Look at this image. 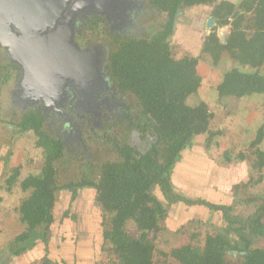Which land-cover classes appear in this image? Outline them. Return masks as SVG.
<instances>
[{
	"label": "trees",
	"instance_id": "obj_1",
	"mask_svg": "<svg viewBox=\"0 0 264 264\" xmlns=\"http://www.w3.org/2000/svg\"><path fill=\"white\" fill-rule=\"evenodd\" d=\"M148 3L164 14L160 29L150 35L141 38L121 36L110 30L103 16L96 13L85 18L83 25L91 34L109 36L115 43V50L106 60V70L118 89L131 91L138 99L146 121L133 122L129 115L127 118L141 139H147V134L151 136L149 144L142 150L130 143L121 144L110 134L101 136L113 144L121 159L97 164L99 172L93 178L59 183L54 161L63 155L64 142L60 136L43 130L40 107L27 108L16 125L19 132L32 131L35 134V144L42 149L44 163L38 174H30L20 182L22 191L30 193L18 208L26 227L16 239L22 240L40 227L46 229L53 222L58 190L68 189L74 197L78 188L91 186L102 211L103 248L107 250L108 264H154L157 231L167 216L168 206L176 202L206 207L219 216L212 224L221 220L225 227L207 233L202 245L187 243L165 255L171 256L178 264H229L225 252L237 248L241 251V264H264V246L239 248L228 238L235 226L264 238V195L244 193L240 196L239 192L234 193V201L256 203L254 210L245 215L237 213L233 203L212 202L175 190L172 173L183 150L192 144V138L208 133L206 142L209 144L214 133L221 131L211 130L213 113L204 101L197 104L187 101L202 84L197 71L200 57L189 54L176 57L170 43L183 9L213 4L211 15L215 27L205 37L202 53L209 54L216 64L226 51L234 62L248 67L234 66L223 72L216 86L218 101L264 93V73L260 71L264 64V0H239L237 4L230 0H148ZM228 19H231L230 29L225 41L221 42L216 29L226 25ZM15 69L13 64H0V83L15 78ZM263 136L264 124L248 144V153L255 156L252 171L260 172L264 168V150L259 147ZM9 175L5 185L7 190L17 182L19 167L13 168ZM261 179L262 175L256 181ZM154 187L163 199L152 193ZM190 193L193 194V190ZM128 222L135 225L136 235H130Z\"/></svg>",
	"mask_w": 264,
	"mask_h": 264
},
{
	"label": "rangeland",
	"instance_id": "obj_2",
	"mask_svg": "<svg viewBox=\"0 0 264 264\" xmlns=\"http://www.w3.org/2000/svg\"><path fill=\"white\" fill-rule=\"evenodd\" d=\"M125 1H129L132 6L130 12L126 13L128 15H125L127 18L125 25L120 24L118 22L120 19L116 17V22L114 21L113 25L107 23L110 30L118 32L121 36L141 38L160 29L164 14L150 6L148 0ZM230 1L235 4L239 2V0ZM113 4L117 5L118 1L115 0ZM212 8L213 4H201L183 9L177 18L170 43L176 57H181L184 54L200 57L197 71L202 77L203 85L187 101L190 104L204 101L209 111L213 113L210 121L211 130L214 132L219 130L221 133L216 134L215 132L209 144L206 142L208 133L198 134L192 138V144L188 149L189 152L194 149V152H191L194 158L195 155H198L205 161L211 160V179L209 182L211 188L208 186V199L212 202L227 203L233 202L236 191L239 192L240 196H244V193H261L264 195V168L260 172L252 171L251 163L255 161V156L248 153V144L254 140L257 130L264 124V93H253L238 100L227 98L224 102L218 101L216 86L221 81L223 72L234 66L241 69L248 67L234 62L226 51L223 52L216 64L213 63L209 54L202 53L204 39L212 27H215V23L211 28L206 26L207 21L212 16ZM102 11V9H89L85 16H82L81 12L77 10L69 19L71 26L74 24L76 26L75 41L81 47L95 48L98 51L96 68L90 76L88 85L86 82L82 83L85 81V75H70L68 78L71 83L68 80L64 83L63 71L59 74L53 73L49 69L43 70L40 81L35 80L34 82L32 74L30 76L26 71L19 69V67H23L22 65L19 66L21 64L20 56V64H15L17 76L10 78L5 83H0V215L7 221L6 224L0 225L6 229L9 219L12 217L11 212H18L19 200L21 199L22 202L30 193L29 191H22L21 180L30 174H38L44 163L42 149L35 144V134L32 131L19 132L16 125L25 109L30 108L31 105L28 102L42 98L38 100V104L34 103L31 107H40L43 114V130L64 139L73 137L76 141L77 138V142L82 146L81 141L85 140L86 145H88L85 152L91 151L89 157V153L86 154L85 158L82 154L73 157L69 153H73L72 149L67 148L65 155L54 161L59 183L78 181L83 177L93 178L99 172L97 164L106 160L121 159L114 150L113 144L105 142L100 138L101 135H113L121 144L130 143L142 150L151 140L149 134L146 136L147 139L142 140L139 132L130 128L127 118L125 119L123 115L126 112L130 114L133 122L146 121L145 116L141 114V105L138 99L131 91L118 89L115 81L106 70V60L110 53L115 50V43L109 36L98 37L91 34L83 25L86 17L94 13L102 14ZM121 19L124 20V18ZM231 19H228L226 25L218 27L216 32L219 29L228 32ZM217 35L221 39L218 32ZM13 49L18 51L16 48ZM8 51L11 53V50ZM8 51L0 48V64H11V56ZM260 71L264 73V64L260 67ZM53 79L56 80L51 82ZM19 86H25L26 90L23 88L18 90ZM51 88L54 94L49 93ZM21 98L25 100V103ZM49 102L54 103V106L46 107L49 106ZM26 103H28V107ZM43 104H45L44 108ZM112 114L115 117H121L122 120L112 124L115 120H111ZM259 147L264 150V136ZM186 149L187 147L184 150ZM70 155L72 156L70 157ZM15 167H19L17 182L11 186V189L7 190L5 186L7 178L10 177L9 173H12V169ZM260 175H262V179L256 181ZM180 177L182 174L174 176L173 180L179 186L177 191L183 193L181 189L183 182L180 181ZM235 184L238 185L237 188ZM242 184H247V186ZM80 188L84 190L85 187ZM151 191L156 197L163 199L156 187L152 188ZM69 192L67 189H60L56 196L62 201L64 199V202H68L71 200ZM89 198L90 202L87 201L92 208L96 209L95 215L100 218L102 216L100 214L101 208L96 203L95 194L92 191ZM179 204L174 205L173 210H171L169 222H165L164 219L162 221L163 227L157 231L154 264H178L175 259L165 255V253L169 254L173 248L187 243L202 245L207 233H214L215 229L221 227L218 224L212 225L211 220L213 221L214 217L210 213H206L203 221H200L196 217L198 211L196 207L193 209L182 208ZM177 205L178 207H176ZM234 206L237 213L247 215L254 210L256 203L241 204L239 201H234ZM170 207L168 206V210ZM54 209L58 220V215L65 210V205L64 209L58 206ZM72 221H70L71 225L58 224L59 229L57 230V226H55L53 230L58 233L60 228H66L70 233L75 232L76 226ZM62 222L65 221L62 220ZM127 227L130 235H136L137 231L132 222H128ZM229 235L232 238V245L238 244L239 248H261L264 246V238L253 236L242 227L233 228ZM2 251H4L3 257L8 255L4 249ZM225 254L229 264H241V251L239 249L227 250ZM98 258L99 262L103 259L108 260L107 250L100 249Z\"/></svg>",
	"mask_w": 264,
	"mask_h": 264
},
{
	"label": "water",
	"instance_id": "obj_3",
	"mask_svg": "<svg viewBox=\"0 0 264 264\" xmlns=\"http://www.w3.org/2000/svg\"><path fill=\"white\" fill-rule=\"evenodd\" d=\"M114 1L0 0V48L11 50L8 54L11 56L10 61L13 65H18L20 56L19 66L23 67L19 69L26 71L30 76L32 74L34 82L40 81L42 71L49 69L59 74L63 71L64 83L66 80L69 81L70 75H85V81L82 83L87 84L96 68L98 51L95 48L81 47L75 41L76 26L75 24L71 26L69 19L77 10L85 16L89 9H102L103 15L96 14L102 15L108 24L113 25L118 17L120 19L118 22L124 26L128 15L126 13L130 12L132 6L129 1L117 0V5L113 4ZM214 23L215 19L211 16L206 26L211 28ZM218 33L221 42L224 41L227 32L219 29ZM13 48L18 51H14ZM62 62L64 63L61 65ZM54 80L56 79L51 82ZM20 88L26 90L25 86H19L18 90ZM49 93L54 94L52 88ZM41 99L40 97L28 103L32 106L34 103L38 104V100ZM22 101L25 103L24 99ZM28 103H26L27 107ZM50 105L54 106V103L49 102V106L46 107ZM42 106L44 108L45 104Z\"/></svg>",
	"mask_w": 264,
	"mask_h": 264
},
{
	"label": "crops",
	"instance_id": "obj_4",
	"mask_svg": "<svg viewBox=\"0 0 264 264\" xmlns=\"http://www.w3.org/2000/svg\"><path fill=\"white\" fill-rule=\"evenodd\" d=\"M201 85H203V83ZM188 148L190 147H187L186 150H183L180 159L175 166L174 172L172 173L171 178L175 186V190L177 191L179 186L174 183V176H180L182 174L180 181L183 182V184H181L183 194L208 199L207 196L210 187L209 182L211 179V160L207 159L206 157L207 160L205 161L198 155H195L194 158V155H191V152H194V149L189 152ZM200 151L202 150L200 149ZM84 187V190L78 188L74 197L70 191L69 193L71 195V200L68 202H64V199L62 201L61 198L59 199V197L56 196V202L53 207V222L46 229L40 227L35 231L30 232L29 236L22 240L16 239V237L20 235L26 227L20 218V213L18 210L21 203L20 199V203L17 207L18 212H11L12 217L9 219L7 229L0 225V263L97 264L96 262H99L98 253L100 249L103 248L101 226L102 216L98 218L95 215L96 209L92 208L91 204H89V194L91 191L96 194L95 189L91 186ZM191 190H193V194L190 193ZM177 203H180L179 206L181 205L182 208L189 207L190 209H193L196 207L198 210L196 212V217L200 221H203L204 215L206 213H210L214 219L218 220L219 216L206 207L199 206L197 204L186 205L183 202H176L170 205L171 207L170 210L167 211L165 222H169L171 210H173L174 205ZM232 203L234 204V200L233 202L230 201L226 204ZM240 203L243 204L242 202ZM64 205L65 210L58 215L59 219L57 220L54 208L58 206L64 209ZM176 207H178V205ZM234 209H236V207H234ZM100 214L102 215V211ZM4 219L5 218L0 215V224L7 223V221ZM62 220L65 222H62ZM70 221H72L76 226L75 232L72 231V233H70V231H67L66 228H60V232L58 233L53 230L55 229V226L61 223H63V225L65 223L67 225H71ZM214 224L220 225L221 227L219 228L225 227L224 222H221V220L216 221ZM233 228H236V226ZM233 228L229 234H231ZM58 229L59 227L57 226V230ZM229 234L228 238L230 241H232V238ZM3 249L5 252H8V255L6 254L4 257V251H2Z\"/></svg>",
	"mask_w": 264,
	"mask_h": 264
},
{
	"label": "flooded vegetation",
	"instance_id": "obj_5",
	"mask_svg": "<svg viewBox=\"0 0 264 264\" xmlns=\"http://www.w3.org/2000/svg\"><path fill=\"white\" fill-rule=\"evenodd\" d=\"M124 115V117H125V119L127 118V116L128 115H130V114H128L127 112L125 113V114H123ZM113 119H115V120H113ZM111 120H113V122H112V124H115V123H117V121H120V120H122V118L121 117H115L113 114H112V119ZM127 120H128V123L130 122L129 121V119L127 118ZM129 126H130V124H129ZM90 128H91V126H90ZM130 128H133V127H131L130 126ZM133 129H135V128H133ZM136 130V129H135ZM138 131V130H137ZM109 134H104V135H101L102 137H105V136H108ZM113 136V135H112ZM115 137V136H114ZM61 138V137H60ZM141 138V137H140ZM61 139H63V142H64V152H63V155L61 156V157H63L64 155H65V151L67 150V148L68 149H72V151H73V153L72 152H69L70 154H72L73 155V157H75V156H80V155H78V154H82V155H84V158L87 156L86 154L87 153H89V155H88V157L90 156V153H91V151L89 150V152H85V151H87V149H88V145H86V141L84 140V141H81L82 143H83V146L82 145H80L79 144V142H77V138H76V141H75V139H73V137H67L66 139H64V138H61ZM103 140H104V138H102ZM143 140V139H142ZM105 141V140H104ZM106 142V141H105ZM73 147V148H72ZM76 152V153H75ZM72 155H70V157L72 156ZM72 157V158H73Z\"/></svg>",
	"mask_w": 264,
	"mask_h": 264
},
{
	"label": "built area",
	"instance_id": "obj_6",
	"mask_svg": "<svg viewBox=\"0 0 264 264\" xmlns=\"http://www.w3.org/2000/svg\"><path fill=\"white\" fill-rule=\"evenodd\" d=\"M108 261H109V258H108V260L103 259V260L100 261V262H102V264H108Z\"/></svg>",
	"mask_w": 264,
	"mask_h": 264
},
{
	"label": "clouds",
	"instance_id": "obj_7",
	"mask_svg": "<svg viewBox=\"0 0 264 264\" xmlns=\"http://www.w3.org/2000/svg\"><path fill=\"white\" fill-rule=\"evenodd\" d=\"M229 28H230V26H229ZM229 28H228V32H229ZM217 32H218V30H217ZM228 32H227V33H228ZM218 34H219V33H218ZM226 35H227V34H226Z\"/></svg>",
	"mask_w": 264,
	"mask_h": 264
}]
</instances>
